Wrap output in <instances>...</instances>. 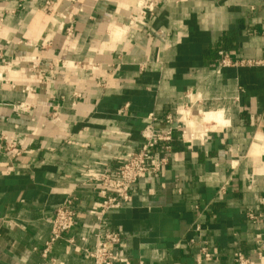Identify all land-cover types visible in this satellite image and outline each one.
I'll list each match as a JSON object with an SVG mask.
<instances>
[{
	"label": "crops",
	"instance_id": "1",
	"mask_svg": "<svg viewBox=\"0 0 264 264\" xmlns=\"http://www.w3.org/2000/svg\"><path fill=\"white\" fill-rule=\"evenodd\" d=\"M202 2L206 7L190 8L186 16L182 9L174 15L163 3L142 9L144 25L139 27L145 32L163 40L160 27L171 28L167 37L179 38L163 55L153 49L152 63L143 66L118 63L117 52L91 51L123 40L116 18L127 25L135 12L121 9L117 0H37L31 16L20 0L11 22H0V264H91L82 248L95 242L89 209L96 182L85 173L113 171L119 157L140 147L148 116L156 117V128H165L164 117L177 116L189 91L201 96V118L196 123L188 117L187 133L203 132L202 138L187 143L174 130L167 165L158 175L138 180L130 201L109 211L106 219L121 232L124 253L135 264H197L202 245L211 257H202L200 264H231L235 248L256 260L254 236H264V191L249 192L243 168L234 169L229 161L239 158L237 150L243 156L264 147L258 138L264 135V47L253 43L264 37V13L259 7L252 12L228 5L227 27L220 31L208 13L224 8L227 0ZM254 19L260 22L253 24ZM219 50L258 63L218 68ZM131 54L142 52L137 48ZM158 57L166 68L175 69L173 75L153 68ZM89 61L101 70L119 67L121 73L138 75L131 91L125 88L122 95L104 100L105 118L122 125L127 139L123 144L110 139L89 144L80 152L53 122L62 118L66 131L81 142L89 139L86 131L105 130L79 119L95 103V82L87 78L92 73ZM201 87L208 90V99ZM207 114L211 116L203 117ZM93 151L99 155H88ZM156 151H163L162 143ZM69 195L76 197L74 224L43 256L50 219ZM247 212L256 218L248 219Z\"/></svg>",
	"mask_w": 264,
	"mask_h": 264
},
{
	"label": "clouds",
	"instance_id": "2",
	"mask_svg": "<svg viewBox=\"0 0 264 264\" xmlns=\"http://www.w3.org/2000/svg\"><path fill=\"white\" fill-rule=\"evenodd\" d=\"M36 2L37 0H24L23 7L26 10L30 9L28 15L31 16L36 14ZM117 3L121 9L132 8L135 12V14L131 16V22L127 25L122 24V17L116 18L115 22L121 23L122 25V32L124 35L123 40L118 44H112L109 42V44L93 48L91 51L98 53L117 52L121 55V60L118 63L128 65L141 64L142 66L152 63L151 53L153 49L159 48L161 55H163L167 53L169 49L173 48L175 44L179 43V38L173 40L167 37V34L171 32V28L160 27L159 30L165 34L164 39L161 40L155 38L152 34L145 32L143 28L139 27L136 23L137 20L140 21V25H144L142 9L156 8L163 3L165 7H168L173 11L174 15L177 9H182L183 14L186 16L190 8L191 10L196 11L206 7L202 0H117ZM231 4L241 5L245 10L252 12L256 11L257 7H259L260 11L264 13V0H227V4L224 8H212L208 13L214 26L220 31H223L227 27L229 14L225 11V8ZM19 6H21L20 0H0V22H3L4 20L11 22L15 10ZM5 13H7V16H5ZM216 13L220 14L218 20L216 19ZM231 15L238 17L240 13H234ZM260 20H264V16H262ZM260 20L254 19L252 20V23H258ZM21 24L23 25V21H21ZM162 24L163 20L161 21V25ZM146 27L150 28L151 25L149 24ZM172 27H176L175 21H173ZM155 31V29L152 30V32ZM253 43L258 48L264 47V37L255 38ZM247 46L248 45H246V47ZM137 48L141 49L142 54H131L132 51ZM76 51L79 53L80 49L77 48ZM166 58L167 57H165V59ZM69 67L75 70L78 66L70 65ZM88 67L92 69V73L87 78L95 82V103H90L89 107L79 116V119L87 120L94 125H101L105 130L102 134H97L94 131H86L84 134L88 135L89 139L86 142H81L79 138L72 137L70 133L66 131L68 124H66L62 118H58L53 122L59 124L62 129H65L64 135L67 137L68 142L74 144L80 152H84L89 144L96 146L109 139L113 143L123 144L127 139V132L121 131L122 125L115 120L105 118L108 114V108L104 100L105 97L122 95L125 88L131 91L134 85L133 77L138 75L131 72L121 73L119 67H110L107 70H101L95 65H92L91 61H89ZM153 68H158L160 71L164 72L166 76H171L175 73V69L166 68L164 66V61L159 57L157 58V62L153 64ZM199 91L203 94L205 99L209 98V93L206 88L201 87ZM73 94L75 95V93ZM73 122L75 121H69V123ZM224 123L225 125H228L227 120H225ZM143 135L150 136L151 133L150 131L145 130ZM258 138L264 140V135H261ZM88 155L97 156L99 153L93 151L88 153ZM234 155L239 158L229 161V164L232 168L237 170L243 168L244 179L250 182L246 184L247 190L254 194L259 191H264V147L259 151L250 150L243 156H241L237 150ZM85 167H88V165L86 164ZM249 169L251 170L250 172ZM92 174L94 173H85V175ZM261 260L264 261V257H261Z\"/></svg>",
	"mask_w": 264,
	"mask_h": 264
},
{
	"label": "built area",
	"instance_id": "3",
	"mask_svg": "<svg viewBox=\"0 0 264 264\" xmlns=\"http://www.w3.org/2000/svg\"><path fill=\"white\" fill-rule=\"evenodd\" d=\"M49 7V1L45 2ZM143 12V11H142ZM131 20L129 21V23ZM140 26V21H136ZM258 62L252 60L233 59L229 52L219 50L217 52L218 68L236 65H252ZM1 77V73H0ZM186 102L176 110L177 116L167 114L164 117L167 126L165 128H156L154 122L156 117L153 114L148 116L141 136L140 147L136 151L127 153L118 158V165L113 171L104 169L100 172L87 177L96 182V198L92 201L89 209L95 219V231L93 233L95 242L92 247H84L82 251L91 264H135L132 259L124 253L122 248V234L118 230L112 229L106 219V214L114 209L120 208L124 203L130 201V190L133 185L147 175H158L163 167L167 165L171 151L170 142L173 138L174 130L180 131L179 136L182 141L191 143L194 139L202 138L203 132L196 134L187 133L186 123L181 120L179 109H185L187 103L198 102L201 99L200 94L187 92L185 94ZM23 104H19L22 108ZM188 109V108H187ZM150 131V136L143 135L144 131ZM162 143L163 151L157 152L156 147ZM76 215V197L69 195L56 207L55 212L50 219V235L45 242V247L41 254L46 255L51 245L61 239L64 233L74 224ZM247 218L253 220L256 218L251 212H247ZM199 229V226H196ZM264 228V221H263ZM84 240V238H81ZM256 260L253 261L246 256L240 248H235L230 256L231 264H264L261 257H264V236L257 234L254 236ZM69 244H73L71 238ZM200 257L197 264H200L201 258H210L211 254L205 245L200 247ZM137 264H143L139 262Z\"/></svg>",
	"mask_w": 264,
	"mask_h": 264
},
{
	"label": "rangeland",
	"instance_id": "4",
	"mask_svg": "<svg viewBox=\"0 0 264 264\" xmlns=\"http://www.w3.org/2000/svg\"><path fill=\"white\" fill-rule=\"evenodd\" d=\"M185 103V102H184ZM183 103V104H184ZM199 103V101L198 102H193V103H187V106H185V109H191L190 111L191 112H185V113H183L181 116L183 117V115H184V119H183V122H185L186 123V126H187V122H188V117L190 118V119H192L194 122H200V119L199 118H201V112L199 113V111H197V107H198V104ZM187 113H189V114H187ZM181 114V113H180ZM189 115V116H188ZM209 116H211V115H209V114H207V115H205V116H203V117H206V118H208ZM213 116V115H212ZM205 119V118H204ZM198 125V124H197ZM198 129H200V128H198Z\"/></svg>",
	"mask_w": 264,
	"mask_h": 264
},
{
	"label": "bare ground",
	"instance_id": "5",
	"mask_svg": "<svg viewBox=\"0 0 264 264\" xmlns=\"http://www.w3.org/2000/svg\"><path fill=\"white\" fill-rule=\"evenodd\" d=\"M184 110H185L186 112H190L191 109H184ZM188 114H189V113H188ZM181 115H182V114H181ZM188 116H189V115H188ZM220 117H221V116H220ZM220 117H219V115H218L217 118H220ZM210 118H211V117H210ZM214 118L216 119V117H214ZM183 119H184V115H183V117L181 116V120H182V121H183ZM210 120L212 121V118H211ZM211 121H210V122H211ZM213 122H214V121H213ZM215 122H218V120L215 121ZM191 123H192V122H191ZM219 123H220V122H219ZM216 124H217V123H216ZM214 125H215V124H214ZM190 126H191V125H190ZM193 126H194V125H192L191 128H193ZM208 127H209V126H208ZM210 127H211V126H210ZM194 128H195V127H194ZM206 130H207V129H206ZM206 130H204V131H206ZM196 134H199V133L196 132ZM257 144H258V143H257ZM255 147L257 148V146H255ZM257 151H258V150H257Z\"/></svg>",
	"mask_w": 264,
	"mask_h": 264
}]
</instances>
